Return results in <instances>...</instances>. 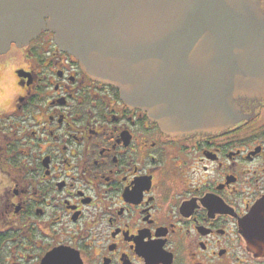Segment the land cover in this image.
Returning <instances> with one entry per match:
<instances>
[{
  "label": "flooded vegetation",
  "instance_id": "af4514ba",
  "mask_svg": "<svg viewBox=\"0 0 264 264\" xmlns=\"http://www.w3.org/2000/svg\"><path fill=\"white\" fill-rule=\"evenodd\" d=\"M235 102L232 127L173 137L51 33L12 45L0 55V264H264L239 234L264 201V97Z\"/></svg>",
  "mask_w": 264,
  "mask_h": 264
},
{
  "label": "water",
  "instance_id": "95a60500",
  "mask_svg": "<svg viewBox=\"0 0 264 264\" xmlns=\"http://www.w3.org/2000/svg\"><path fill=\"white\" fill-rule=\"evenodd\" d=\"M261 0H0V55L42 32L93 80L170 136L240 122L235 100L264 97ZM264 250V201L239 223Z\"/></svg>",
  "mask_w": 264,
  "mask_h": 264
},
{
  "label": "rangeland",
  "instance_id": "374dc122",
  "mask_svg": "<svg viewBox=\"0 0 264 264\" xmlns=\"http://www.w3.org/2000/svg\"><path fill=\"white\" fill-rule=\"evenodd\" d=\"M11 86H13L12 83H11Z\"/></svg>",
  "mask_w": 264,
  "mask_h": 264
}]
</instances>
